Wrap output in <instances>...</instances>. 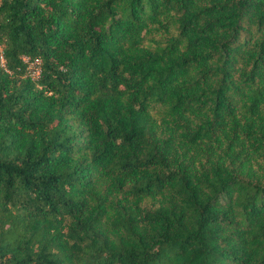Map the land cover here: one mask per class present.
Wrapping results in <instances>:
<instances>
[{
    "label": "trees",
    "instance_id": "obj_1",
    "mask_svg": "<svg viewBox=\"0 0 264 264\" xmlns=\"http://www.w3.org/2000/svg\"><path fill=\"white\" fill-rule=\"evenodd\" d=\"M0 264H264V0H0Z\"/></svg>",
    "mask_w": 264,
    "mask_h": 264
},
{
    "label": "rangeland",
    "instance_id": "obj_2",
    "mask_svg": "<svg viewBox=\"0 0 264 264\" xmlns=\"http://www.w3.org/2000/svg\"><path fill=\"white\" fill-rule=\"evenodd\" d=\"M24 59H27V57L24 56ZM37 67V59L27 60L26 70L29 74L33 73V70Z\"/></svg>",
    "mask_w": 264,
    "mask_h": 264
},
{
    "label": "built area",
    "instance_id": "obj_3",
    "mask_svg": "<svg viewBox=\"0 0 264 264\" xmlns=\"http://www.w3.org/2000/svg\"><path fill=\"white\" fill-rule=\"evenodd\" d=\"M23 59H24V56H23ZM24 60H27V59H24ZM38 62V61H37ZM38 66V65H37ZM38 71H39V68L37 67V68H35L34 70H33V73H31V74H29V76L31 77V78H35L36 76H37V74H38Z\"/></svg>",
    "mask_w": 264,
    "mask_h": 264
}]
</instances>
